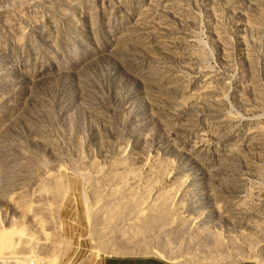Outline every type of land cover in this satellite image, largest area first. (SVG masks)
I'll list each match as a JSON object with an SVG mask.
<instances>
[{"label":"rangeland","instance_id":"rangeland-1","mask_svg":"<svg viewBox=\"0 0 264 264\" xmlns=\"http://www.w3.org/2000/svg\"><path fill=\"white\" fill-rule=\"evenodd\" d=\"M6 253L264 264V0H0Z\"/></svg>","mask_w":264,"mask_h":264},{"label":"crops","instance_id":"crops-1","mask_svg":"<svg viewBox=\"0 0 264 264\" xmlns=\"http://www.w3.org/2000/svg\"><path fill=\"white\" fill-rule=\"evenodd\" d=\"M97 264H181L155 255H106L100 258ZM183 264V263H182Z\"/></svg>","mask_w":264,"mask_h":264},{"label":"built area","instance_id":"built-area-1","mask_svg":"<svg viewBox=\"0 0 264 264\" xmlns=\"http://www.w3.org/2000/svg\"><path fill=\"white\" fill-rule=\"evenodd\" d=\"M0 264H30V262L19 254L14 256H10V254H4L0 256Z\"/></svg>","mask_w":264,"mask_h":264},{"label":"bare ground","instance_id":"bare-ground-1","mask_svg":"<svg viewBox=\"0 0 264 264\" xmlns=\"http://www.w3.org/2000/svg\"><path fill=\"white\" fill-rule=\"evenodd\" d=\"M10 253H13V252H10ZM6 254H9V253H6ZM14 255H16V254H13V255L10 254V256H14ZM20 256H21V255H20ZM22 257H23V256H22ZM235 260H236V259L234 258V260H231V262H232V261H235ZM189 263L196 264L195 262H189ZM224 263H225V262H224ZM263 263H264V261H263ZM38 264H39V263H38Z\"/></svg>","mask_w":264,"mask_h":264}]
</instances>
